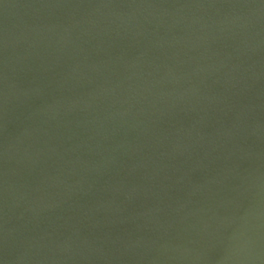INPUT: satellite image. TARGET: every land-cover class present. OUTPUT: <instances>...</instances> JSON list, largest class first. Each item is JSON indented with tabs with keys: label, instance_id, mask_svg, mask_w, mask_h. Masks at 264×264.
<instances>
[{
	"label": "water",
	"instance_id": "1",
	"mask_svg": "<svg viewBox=\"0 0 264 264\" xmlns=\"http://www.w3.org/2000/svg\"><path fill=\"white\" fill-rule=\"evenodd\" d=\"M0 264H264V0H0Z\"/></svg>",
	"mask_w": 264,
	"mask_h": 264
}]
</instances>
